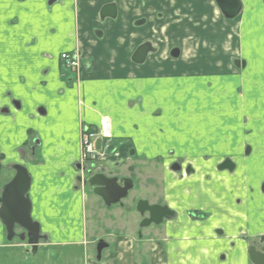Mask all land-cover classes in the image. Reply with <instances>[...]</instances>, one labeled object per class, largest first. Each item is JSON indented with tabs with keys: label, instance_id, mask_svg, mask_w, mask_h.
Returning <instances> with one entry per match:
<instances>
[{
	"label": "crops",
	"instance_id": "1",
	"mask_svg": "<svg viewBox=\"0 0 264 264\" xmlns=\"http://www.w3.org/2000/svg\"><path fill=\"white\" fill-rule=\"evenodd\" d=\"M238 1L228 20L214 0H0V196L13 167H24L31 219L44 237L33 251L7 241L0 221V264H135L123 236L99 261L89 250L81 128L104 120L121 162L171 158L166 199L195 192L209 201L207 222L157 245L166 259L247 263L240 236L264 234V0ZM107 6L113 17L102 14ZM71 52L91 64L79 82L61 66ZM234 135L250 136L237 148L240 165L224 154ZM219 156L233 170L217 171ZM176 160L193 172L178 179L169 170Z\"/></svg>",
	"mask_w": 264,
	"mask_h": 264
},
{
	"label": "rangeland",
	"instance_id": "2",
	"mask_svg": "<svg viewBox=\"0 0 264 264\" xmlns=\"http://www.w3.org/2000/svg\"><path fill=\"white\" fill-rule=\"evenodd\" d=\"M230 70H233V68H231ZM215 121L218 122L217 120L211 119H209L207 122H211L212 124V122ZM219 122L224 125L226 123L225 121L220 120ZM233 124L236 125L235 120L232 121L230 125ZM229 138H231V140L229 141L228 149L224 154L227 158L231 159V161L239 162L238 164L240 165V162L244 160L245 157L243 151L241 153H238L237 150L241 148V144L246 145L245 141L249 139L250 136L247 137L245 135H238V137H236L234 135ZM256 139L261 140L259 137H256ZM105 153V156L109 158L111 154L109 149L108 151H105ZM106 157H104L105 159L100 158V161H97L95 163L96 172H103L107 176H131L135 179L134 189L129 193L128 199L123 201L124 205L129 203L131 205L130 201L132 199L134 200L132 202L135 203L139 199H143L144 197L153 201L156 198L157 192H159V190L163 188L162 186H164L161 179L163 178L165 170L167 169V163L171 160V158L168 156H164L163 158L150 157L147 159L137 157L136 159L132 160L131 163H126L121 162L122 159L120 160V156L118 155V153H116L111 161L109 158L108 161L110 162V166L108 167L105 162ZM223 159L224 158L219 156L216 160L222 161ZM123 161H125V159H123ZM115 163H117V166H112V164ZM246 165L249 166L250 164L246 163ZM3 172L4 171L2 170L0 173V178H2ZM90 202H92V205L87 212V235L88 241L90 243L89 250L92 255L95 254V246L99 240H103L106 243H111V241L115 237L123 236L128 238L129 241L133 242L135 264H153L152 262L155 260H158V264H173L170 260L166 259L167 255H165L164 253L166 249L161 250L162 247L156 248L157 245L161 243H159L160 237L156 235L154 226H150L146 228L145 231H142V241H139L137 239L136 232L139 229L138 223L140 221V218L135 214L133 209L128 213L125 212L124 209H121L119 207H115L111 211H108L104 208L102 201L98 200L88 189V203ZM148 234L150 236L152 235L151 238H146ZM164 244L165 243H163V246L165 247ZM215 250L216 248H212L213 252ZM161 252L162 254H164L162 255ZM183 256L188 257L187 251L185 252V254H183ZM221 258L222 257L220 255L217 261H212V264H223L222 261V263L220 262ZM180 264H182L181 261Z\"/></svg>",
	"mask_w": 264,
	"mask_h": 264
},
{
	"label": "flooded vegetation",
	"instance_id": "3",
	"mask_svg": "<svg viewBox=\"0 0 264 264\" xmlns=\"http://www.w3.org/2000/svg\"><path fill=\"white\" fill-rule=\"evenodd\" d=\"M143 46H149V49L147 52V54H148L150 51V45L145 44ZM65 54L71 56L72 58H74L75 60L78 61L80 70H79V72L78 71L72 72L71 70L67 69L63 65V63L61 62V55H60L61 66L63 69H65L66 71L71 73V75H72L71 80H73L74 82H79L81 75L84 72L90 70L91 64L88 61H83L81 54H79L78 52H71V53H65ZM96 131H97V129H93V128H90L87 126H83L81 128V139H82L83 133H85V132H96ZM112 140H113V136L110 140H106V141L99 140L100 141L99 145H97V143H96V150L98 152V155H97V159H95V160L84 159L83 153L81 152V161L77 165V171L79 173L77 182L81 188L87 189V190L89 189L92 193V188L89 187V185L87 184V181L97 174L105 175L103 172H100V171L96 172L95 171L96 170L95 163L97 161L99 162L100 158L105 159L104 158V157H106L105 151H108V149L111 153L110 156L114 157V155H116L117 149L115 147L111 146ZM226 160H228V159L221 161L216 166L217 171L224 172V171L228 170L225 168H221V169L219 168L223 164V162ZM105 162H106V165L109 167L110 162L108 161L107 157H106ZM113 165L117 166V163L112 164V166ZM169 170L174 174H178L179 175L177 177L178 179L183 178V177H187L188 175H190L193 172V169L190 165H186V167H183V164L180 160L174 161L170 165ZM105 176L108 178H117L118 184L120 186H123V184H124L122 179H129L131 181L132 189L127 192L126 197L121 199L119 203L112 205L110 208H107L105 206L104 202L99 197H97L95 195L94 196L98 200L102 201L104 208L108 211H111L115 207H119L121 209H124L125 212L128 213L133 209L135 214L138 215L140 218V221L138 223L139 229L136 232V236H137V239L139 241H142V231L143 230L145 231V229L150 227V226H154L156 235L160 237L159 243H161V244L165 243L166 244L168 241L172 242L175 240V237L177 236L176 234L178 233L177 232L178 230H181L184 228H189L190 223L191 224L192 223H200L202 225L205 222H207L210 218V213L206 210V207L209 204V201H208V199H206V196H204L202 193H198V194H195V192H191V193H187V194L183 193V195L181 197H175L174 199H172V201H169L168 199H166L165 192L163 191V188H162L159 190V192H157L156 198L153 201L144 197L143 199H139L135 203L132 202V201H134L132 199L130 201L131 205H130V203L124 205L123 201L128 199L129 193L134 189V182H135L134 180L135 179L131 176H117V175H113V176L105 175ZM206 179L208 180V178H206ZM191 186L193 188L195 187L194 184H191ZM263 187L264 186H262V188ZM140 202L146 203L145 208L143 209L144 211L142 213L139 212L137 209V206ZM171 204L174 205V207H172ZM150 207H156V208L164 211V214H157L156 215V217H155V219L157 221L156 223L154 222V220L151 221V218H152L151 214L146 209V208H150ZM147 221H149L148 224L145 223ZM215 233L218 236H222L220 229H215ZM14 234L15 235L11 239L10 242L17 241L21 244H26L33 251H35L38 244L44 240V237L39 232L38 241L36 243H33V244H28V239L26 238L24 230H22L18 226L14 227ZM151 236L148 234L146 238H148V237L151 238ZM240 240L242 243H244L246 245V248H245V255L247 258L246 264H253L249 258V251L251 249L253 250L254 253H260V254L264 255V234H257V235H251V236L242 234L240 236ZM99 241H103V240H99ZM98 242L96 243V245L98 244ZM103 242L106 243L105 241H103ZM106 244L108 246L107 248H109L110 247L109 243H106ZM95 256H96V246H95ZM258 262L260 264H263L264 263V257L261 260H259Z\"/></svg>",
	"mask_w": 264,
	"mask_h": 264
},
{
	"label": "water",
	"instance_id": "4",
	"mask_svg": "<svg viewBox=\"0 0 264 264\" xmlns=\"http://www.w3.org/2000/svg\"><path fill=\"white\" fill-rule=\"evenodd\" d=\"M217 7L221 11L225 19H233L236 17L240 10V4L238 0H214ZM103 15L113 17L115 14L114 6H107L103 9ZM149 46L140 47L136 54L135 59L137 62H141L147 55ZM177 51L171 53L173 57H176ZM100 141H97L99 145ZM233 170L234 165L228 159L223 162L219 167ZM13 170L15 175L13 179L3 188L0 196V221L3 224L7 241H11L14 237V227L18 226L24 230L28 244L36 243L39 239V225L31 219V205L29 202L28 191L30 189V177L27 170L22 166H14ZM1 171V165H0ZM123 186L118 184L117 178H108L105 175L97 174L87 181V184L92 188L93 195L99 197L107 208L120 202L121 199L126 197L127 192L132 189V183L129 179H122ZM144 202H140L137 206L139 212H143L145 208ZM151 214V221L156 223V215L164 214L163 210L156 207L146 208ZM146 224L149 221L145 222ZM144 223V224H145ZM107 244L103 241H99L96 245V259H101L103 250L107 248ZM263 253V252H262ZM264 257L263 254L254 253L251 249L249 251V258L253 264H260L258 261ZM264 264V263H263Z\"/></svg>",
	"mask_w": 264,
	"mask_h": 264
},
{
	"label": "built area",
	"instance_id": "5",
	"mask_svg": "<svg viewBox=\"0 0 264 264\" xmlns=\"http://www.w3.org/2000/svg\"><path fill=\"white\" fill-rule=\"evenodd\" d=\"M61 62L72 72L80 70L78 61L67 54L61 55ZM112 138V126L110 121L104 120L102 125L96 132H85L81 139V148L84 159H97L98 152L96 150L97 141H106Z\"/></svg>",
	"mask_w": 264,
	"mask_h": 264
}]
</instances>
